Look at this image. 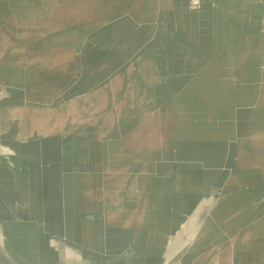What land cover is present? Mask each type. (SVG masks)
<instances>
[{
  "label": "crops",
  "instance_id": "obj_1",
  "mask_svg": "<svg viewBox=\"0 0 264 264\" xmlns=\"http://www.w3.org/2000/svg\"><path fill=\"white\" fill-rule=\"evenodd\" d=\"M22 1L27 3L32 0H0V25L2 18L14 19L23 12L18 9V3ZM192 1L57 0L56 2L59 10L68 11L70 16H72L70 12L78 8L79 13L74 14L75 18L80 20L89 18L87 25L80 28H85L86 34H92V38L96 39L105 33L112 35L111 42L121 47L119 50L122 51L123 56L120 60L118 57L112 59L115 54L109 52L107 57L111 58L106 59L107 66H113L111 65L113 63L127 66L128 70L123 72V82L126 78L125 73L128 72L129 75L135 74L134 81L139 84L144 82L145 86L148 78L138 76L135 72L141 60L145 59L149 63L150 72H153L154 76L155 71L164 75L167 71L165 58L177 53L186 55L187 53H184L190 50L196 52L206 50L209 52L206 54L208 58L212 56L215 58L214 56L217 55L215 66H231L235 82L232 89H220L215 95H211L217 98L216 102L211 99V96L208 98L211 101H207V98L203 96L192 93L183 94L182 89L188 82L180 83V88H174L175 93L180 94V98L172 104L173 108L170 104L168 109L171 116L180 119L179 134H183L180 136L181 139L187 138L194 141V138H202L199 140L202 144L192 148L186 155L182 150L178 153L175 146L177 144L173 141L175 146L173 154L176 161L190 160L189 156L193 155L192 161L219 162L220 170L216 176L223 170L229 171L227 178L220 180L218 184L219 188L223 186L227 198L224 197V200L219 202L218 212L213 213L212 219H206L205 215L203 231L198 238L187 239V235H182L181 230L176 234L168 235L181 208L178 202V197L184 190L181 178L193 173L188 175L183 174L179 169L170 170L171 178L169 181H164L165 186H153L152 181H147L146 177H161L160 164L147 168L144 161L135 170L131 171L129 166L125 168L130 170L121 174V177L112 183L110 193L107 191L104 195H96L92 191H87L88 193H85V197L82 198L78 186L80 177L76 184L68 183L67 185L61 171L57 175L58 190L65 195L73 194V199L78 205L74 207L75 215H78L76 210L82 211L81 208L88 212H96L97 220L95 216L86 218L90 221L86 224H91L92 221L96 223L94 242L101 250L95 247L93 249L96 251L88 249L89 251L83 250L81 254H86L85 252L98 254L99 250L103 252L101 254L110 256L111 242L116 243L119 238L125 243L129 242V245L136 249V255L124 261L129 264L137 262V264H145L147 250H153L158 246V250L155 251L160 252L163 246L161 242L165 237L168 235L166 242L170 243V236L176 235L174 244L171 242L170 247L164 245L170 251L165 264H264V163L260 162H264V86L261 85L264 82V76L262 70L257 68L264 61V0H199L202 4L199 12L191 11ZM29 10L30 6L26 5L24 11L26 16H29ZM152 15L156 17L155 23L148 21L149 16ZM78 22L80 21H76ZM205 33L213 34V36L207 38ZM207 40H210L209 45H205ZM249 40L252 43L247 44ZM113 46L99 47L91 43L87 50L117 49V46ZM1 48L0 43V50ZM158 53L161 54L160 58ZM82 60H85L86 70L98 74L95 59ZM248 66H253L251 71L248 70ZM247 75H249V80H245L247 88L242 90V76ZM192 90L194 88H191ZM236 92L240 93V98L246 96L247 100L241 99L236 102L235 97H238ZM65 112L63 111L60 116V110L58 111L60 118L58 124L62 129H66L71 123L66 124L62 120L65 118ZM5 114L9 116L10 123L16 119L12 117L15 114V109L12 107L7 108ZM205 114L209 116L205 117ZM214 114L217 116L215 122L220 126L204 123L206 119L212 121ZM193 122L198 124L195 125ZM229 148L232 151L229 152ZM259 151L263 154L262 157H259L257 153ZM228 162L236 164L232 173L227 168ZM105 165L107 164H101L103 167ZM130 179L132 182L128 184L127 181ZM166 189L169 191H166L161 201L158 193ZM16 193L19 195L21 192L17 190L14 194ZM106 194L109 197L108 200L105 198ZM88 198L95 206L94 208H86L87 202L84 199L88 200ZM212 205L213 203L208 211ZM17 207L19 212L16 214L17 222L30 225L33 220L24 213L25 206L19 203ZM119 213L137 219V226L131 227V220L118 223L120 225H112L110 219L112 221V217ZM78 221H82V218L73 221L75 226L72 230L73 237L81 238L80 240L85 242L91 238L92 229L86 233L83 231L82 234ZM46 222H49L50 226H59V223H55L54 220H46ZM71 228L68 229L71 230ZM56 231H64V229L58 228ZM186 239L187 243H185ZM177 242L180 244L176 245ZM117 247L114 249L115 252L118 250ZM74 248L78 252V248L75 246ZM152 255L161 257L158 253L154 254V251ZM85 256L92 261L96 259V256L84 255L81 260L85 259Z\"/></svg>",
  "mask_w": 264,
  "mask_h": 264
},
{
  "label": "rangeland",
  "instance_id": "obj_2",
  "mask_svg": "<svg viewBox=\"0 0 264 264\" xmlns=\"http://www.w3.org/2000/svg\"><path fill=\"white\" fill-rule=\"evenodd\" d=\"M56 2L57 0H32L27 3L22 1L18 3V9L23 12L17 15V18L1 19L0 43L2 48L0 52L3 56L0 58V105L18 104L17 101L11 102V99L19 96L26 98L23 99L24 104H29L35 109L50 110L51 112L44 113L41 111L42 113L32 112V114L34 118L40 119L41 115L42 118H49L50 121L46 125H52L49 132L53 136H57V133L61 131L58 128L57 117H59V114L57 110H60V116L63 111H66L65 118L62 119L66 124L71 121L74 123L80 122V119L86 124H93V126L99 124L102 134L100 137L90 135L96 130L85 132L65 130L61 132L59 143V149L62 150L61 161L65 160L67 162L63 169L65 184H76L80 177L78 186L82 198L85 197V193H88L87 191H92L96 195H104L107 191L108 193L111 192L112 183L117 181L121 174L130 170L125 169L128 166L132 171V169L139 168V165L144 161L152 160L157 163L164 158H169L170 151L175 148L173 141L177 144L175 146L178 153L182 150L185 155L192 148L202 144L199 141L202 138H194L195 142L192 139L180 138L183 135L179 134L180 119L171 116L170 111H168L169 106L175 104L180 98V94H176L174 88L177 87L178 89L180 83L185 84L188 82L182 89L183 94L192 93L207 98V101L213 99L216 102L217 98L211 95H215L220 89L233 88L235 82L231 66H215L217 55L214 56L215 58H212L213 56L208 58L209 56L206 54L209 52L206 50H200L199 52L190 50L184 53H187L186 55L177 53L174 56L169 55L165 58L164 63L167 71L164 75L155 71L154 76L153 72H150L149 63L145 59L141 60L135 72L138 76L148 78L145 86L143 85L144 82L139 84V82L134 81L136 77L133 75L135 74L129 75L128 72L125 73L126 78L123 82V72L128 70V67L116 65L115 63L111 64L113 66H107V60L111 58L107 57L109 52L115 54L112 59L118 57L120 60V57L123 56L122 51L119 50L121 47L111 42L112 35H106L105 33L99 35L96 39L92 38V34H86L85 28H83L84 30L80 28L87 25L86 22L89 18L86 20L75 18L74 14L79 13L78 8L73 9L70 12L72 16H70L68 11L59 10ZM26 5L30 6L28 17L24 12ZM201 6V1L193 0L190 5L191 11L199 12ZM22 15L23 17H20ZM155 20V16H149L148 21L155 23ZM76 21L80 22L76 23ZM204 35L207 38L213 36V34L206 33ZM91 43L99 47L115 45L117 49L113 48L111 51L87 50ZM250 43H252L251 40L247 41V44ZM209 44L210 40H207L205 45ZM95 52L96 56H94ZM196 53L199 54L195 55ZM158 55L160 58L161 54L158 53ZM89 58L97 61L96 70L100 71L98 74L86 70L85 60L82 59ZM248 67V70L251 71L253 66ZM257 68L262 70L264 76V61ZM245 80H249V75L242 76V90L247 88ZM261 85L264 86V82ZM191 88H194V90L191 91ZM239 94L236 92V95H238V97H235L236 102L241 99L247 100L246 96L240 98ZM210 96L212 98L208 99ZM171 108H173V105ZM12 117H15L17 122L21 124V134L28 136L29 133L36 130L31 129L32 125H29L27 129L23 126L22 120H20L25 118L22 110H16ZM215 117L217 118L216 114H214L212 121L206 119L204 123H213L220 126L215 122ZM193 123L198 124V122ZM46 125L45 127L48 128ZM34 127L38 130L42 129L39 124H34ZM6 141L5 137H0V143L5 144ZM27 145L24 151L34 153L37 158L47 153V158L54 159L53 148L56 147V143L51 135H47L43 139L33 137L27 141ZM193 145L195 146L193 147ZM259 148L261 147L259 146ZM257 153H259V157L263 156L260 151ZM192 156H189V158L194 157ZM16 162L19 165L24 163L23 160ZM260 162L264 163L263 161ZM102 163L107 165L103 167L101 166ZM262 163L259 164L262 165ZM212 164L218 166L220 163L210 161V165ZM228 175L229 171L226 169L214 179L205 181L204 194L213 202L210 211L206 213V219H212L214 214H217V205L221 200H224L226 195L223 186L219 188L218 184L220 180L227 178ZM170 178V172L163 175V180L169 181ZM157 179L155 177L154 182ZM127 182L131 184L132 179ZM166 191L169 190L159 191L161 201L166 195ZM105 198L109 199L107 194ZM84 201L87 202L86 208L95 207L89 198L88 200L84 199ZM76 214H78L76 217H82L81 215H83L79 210H76ZM112 218L110 222L114 226L127 220H131V227H136L138 224L137 219L123 213L114 215ZM82 221H78L80 222L78 227L81 229L82 234L83 231L86 233L92 229V236L87 239L88 243L87 240L84 242L80 240L81 238L74 239L72 237L53 240L59 246L61 252L58 256L60 263L77 264L75 257L66 256L68 248H74L75 246L78 248L77 253H81L83 250L89 251L88 249L96 251L93 249L95 247L100 249L97 243L94 242L96 223L92 221L91 224H86V222H90L86 218H82ZM73 224L74 222L70 217L66 219L67 229H70ZM0 232H2L1 227ZM176 239V235H171L170 243L174 244ZM111 243V255L101 258L105 261V264H116L120 261L130 260L136 255V249L130 246L129 242L125 243L123 239L119 240L118 238L116 243ZM177 244L179 245L180 242H177ZM116 247L118 248L117 252L114 250ZM161 247L162 250L160 252L154 251V254L158 253L162 258L161 263H163L164 259L169 257L170 251L164 245ZM1 248L9 256L2 245ZM98 253L103 252L98 250ZM9 258L16 263L13 258L10 256ZM34 260V264H38V259ZM97 260L92 261L85 256V259L81 262L82 264H91Z\"/></svg>",
  "mask_w": 264,
  "mask_h": 264
},
{
  "label": "bare ground",
  "instance_id": "obj_3",
  "mask_svg": "<svg viewBox=\"0 0 264 264\" xmlns=\"http://www.w3.org/2000/svg\"><path fill=\"white\" fill-rule=\"evenodd\" d=\"M23 99L26 98L19 96L12 97L11 102L17 101L18 104L8 106L0 105V137L7 139L5 144L0 143V227L2 229V232H0V243L17 264H34V259H38V264H63L58 259L61 253L59 246L53 240L66 237L74 238V232L72 230L75 226H72L71 230L67 229L66 219L71 217L77 221L79 220L77 218H93L94 216L96 217V212H88L86 209L81 208L83 215H81L82 217L76 218L74 207L77 203L73 199V194L67 193L65 195L58 190L57 175L63 171L64 165L67 164L65 160L61 161L62 150L60 151L59 149L60 134L65 130L82 132L96 130L90 135L100 137L102 134L99 124L93 126V124H86L83 121H80L83 124L80 122L74 124L71 121L66 129L58 126L61 131L57 133V136H53L49 132L52 125H46L50 121L49 118H42V115L40 119L37 117L34 118L32 114V112L43 111L45 113L51 111H44L41 108L35 109L29 104H24ZM9 107L14 108L15 113L18 109L22 110L25 116L24 119H20L22 120L23 126L27 129L29 125H32L31 129L36 130H33L28 136L21 134V124L17 122V119H13L14 121L10 123L9 116L7 114L4 115L5 110ZM57 118L59 122L60 118ZM34 124H39L42 129L38 130L34 127ZM47 135H51L56 143V147L53 148L54 159L50 160L47 158V153L37 158L34 153L24 151L28 146L27 141L29 139L33 137L43 139ZM173 150L174 148L170 151L169 158H164L157 163L152 160L144 163L147 168L160 164L162 174L156 180L159 182H154V177H146V179L149 182L152 181L151 184L153 186L161 185L163 187L165 186L163 175L170 172V170L177 171L179 169L183 174L193 173L192 175L188 174V177L181 178V182L184 184H182L184 190L181 192V196L178 197L181 208L178 211L176 222L171 227L168 235L171 233L176 234L181 230V234L187 235V239L194 240L202 233L204 217L210 205L213 203L204 194L206 187L205 181L214 179L220 169L216 164L215 166L213 164L210 165V162L203 163L201 161H192V159L184 162L176 161ZM230 150L232 151L231 148H229V152ZM19 160H23L24 163L19 165L16 162ZM235 167L236 164L234 162L227 163V168L231 173ZM17 190L21 192L19 195L17 193L14 194ZM69 194L71 198H68ZM19 203L25 206L24 213L28 218L33 220L30 225L17 222L16 214L19 213L17 207ZM46 220H54L55 223H59V226H50ZM95 220H97V217ZM58 228L64 229L66 233L64 231H56ZM168 235L161 242V245L171 246L170 243L166 242ZM187 239L185 243H187ZM158 248L157 246L153 250H147L144 259L145 264L161 263L162 258L152 255L153 251L158 250ZM85 253H77L74 248H68L66 256L75 257L77 264H81V261L78 260H81L84 255L89 257L96 256L98 260L95 264H105V261L101 259L105 255ZM167 261L168 259L164 260L161 264H165ZM118 264L129 263L124 261Z\"/></svg>",
  "mask_w": 264,
  "mask_h": 264
},
{
  "label": "water",
  "instance_id": "obj_4",
  "mask_svg": "<svg viewBox=\"0 0 264 264\" xmlns=\"http://www.w3.org/2000/svg\"><path fill=\"white\" fill-rule=\"evenodd\" d=\"M0 264H16L14 263L0 247Z\"/></svg>",
  "mask_w": 264,
  "mask_h": 264
}]
</instances>
